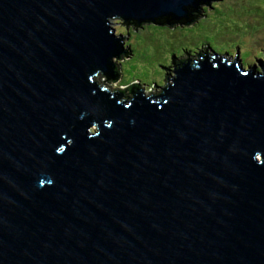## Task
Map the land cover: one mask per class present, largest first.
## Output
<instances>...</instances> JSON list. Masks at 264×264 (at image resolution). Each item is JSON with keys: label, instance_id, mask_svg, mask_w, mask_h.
<instances>
[{"label": "water", "instance_id": "1", "mask_svg": "<svg viewBox=\"0 0 264 264\" xmlns=\"http://www.w3.org/2000/svg\"><path fill=\"white\" fill-rule=\"evenodd\" d=\"M214 1L0 0V264H264V63L187 57L159 95L98 81L129 52L112 20Z\"/></svg>", "mask_w": 264, "mask_h": 264}, {"label": "rangeland", "instance_id": "2", "mask_svg": "<svg viewBox=\"0 0 264 264\" xmlns=\"http://www.w3.org/2000/svg\"><path fill=\"white\" fill-rule=\"evenodd\" d=\"M112 27L118 35L128 37L126 50L131 48L133 55L115 58L123 68V76L117 81H109L105 75L98 81L113 92L126 91L128 96H132L130 84L139 81L147 95H159L172 83L176 63L191 54L196 56L194 51L209 50L232 58L240 51L246 68L256 65L261 70L259 60L264 63V0H216L201 8L195 25L172 28L154 24L139 29L114 19ZM183 49L191 53H182Z\"/></svg>", "mask_w": 264, "mask_h": 264}, {"label": "trees", "instance_id": "3", "mask_svg": "<svg viewBox=\"0 0 264 264\" xmlns=\"http://www.w3.org/2000/svg\"><path fill=\"white\" fill-rule=\"evenodd\" d=\"M200 11H201V9H200ZM200 17V12L199 13H197V15H196V17L194 18V19H192V20H189V21H183V22H174V24L173 25H170L169 23H161V22H158V24H155V23H150V24H144V25H142V26H138V28L139 29H142L143 27H146V26H148V25H160V26H163V27H172V28H174V27H176V26H180V25H195V23L197 22V19ZM190 22V23H189ZM129 30H132V28L131 29H129ZM128 30V31H129ZM125 45H130L129 43H127V44H125ZM191 53L190 52V50H186V49H183L182 50V53ZM194 52H196V53H199V55H198V57L200 56V54H203L204 52H208L209 53V50L208 51H206V50H199V52L198 51H194ZM125 55H133V50L130 48V52H128L127 54H125ZM125 55H123L122 57H125ZM177 56V55H176ZM190 56H194V54H191ZM122 59V58H121ZM125 62V61H124ZM124 62H122V63H124ZM180 62V61H179ZM123 68H122V64L120 65L119 63H117V68H116V74H118L119 75V77H121V76H123V70H122ZM139 83V84H138ZM131 86H130V91L132 90V89H134V87H136V86H142L143 87V85H142V82L140 83V81L139 82H134V83H132V84H130ZM166 86H168V84L166 85ZM110 90H111V88L110 87H108ZM126 93H128V92H126Z\"/></svg>", "mask_w": 264, "mask_h": 264}, {"label": "flooded vegetation", "instance_id": "4", "mask_svg": "<svg viewBox=\"0 0 264 264\" xmlns=\"http://www.w3.org/2000/svg\"><path fill=\"white\" fill-rule=\"evenodd\" d=\"M196 54H197V55H196V56L194 55V57H197V56L199 55V53H196Z\"/></svg>", "mask_w": 264, "mask_h": 264}]
</instances>
